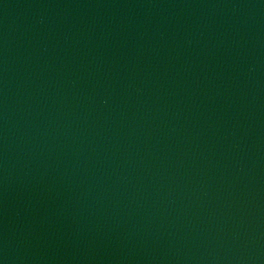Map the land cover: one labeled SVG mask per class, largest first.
Returning <instances> with one entry per match:
<instances>
[{
	"label": "water",
	"instance_id": "obj_1",
	"mask_svg": "<svg viewBox=\"0 0 264 264\" xmlns=\"http://www.w3.org/2000/svg\"><path fill=\"white\" fill-rule=\"evenodd\" d=\"M0 264H264V0H0Z\"/></svg>",
	"mask_w": 264,
	"mask_h": 264
}]
</instances>
